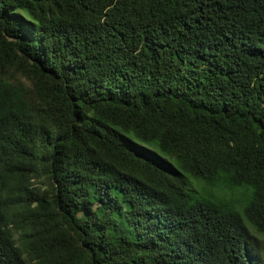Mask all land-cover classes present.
<instances>
[{
  "label": "trees",
  "instance_id": "16d2710c",
  "mask_svg": "<svg viewBox=\"0 0 264 264\" xmlns=\"http://www.w3.org/2000/svg\"><path fill=\"white\" fill-rule=\"evenodd\" d=\"M0 264H264V0H0Z\"/></svg>",
  "mask_w": 264,
  "mask_h": 264
},
{
  "label": "rangeland",
  "instance_id": "374dc122",
  "mask_svg": "<svg viewBox=\"0 0 264 264\" xmlns=\"http://www.w3.org/2000/svg\"><path fill=\"white\" fill-rule=\"evenodd\" d=\"M21 81H23L25 83V79L23 78H20ZM33 184L37 187H41V188H44L45 187V181L42 179V178H34L32 180Z\"/></svg>",
  "mask_w": 264,
  "mask_h": 264
}]
</instances>
